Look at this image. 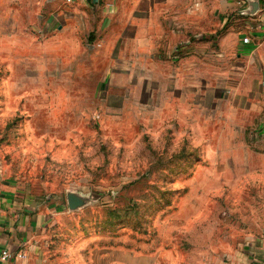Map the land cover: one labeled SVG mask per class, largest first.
Returning a JSON list of instances; mask_svg holds the SVG:
<instances>
[{
    "label": "rangeland",
    "instance_id": "374dc122",
    "mask_svg": "<svg viewBox=\"0 0 264 264\" xmlns=\"http://www.w3.org/2000/svg\"><path fill=\"white\" fill-rule=\"evenodd\" d=\"M51 2L0 0V165L56 207L42 263L225 264L264 233V171L163 121L162 58L126 79L50 53Z\"/></svg>",
    "mask_w": 264,
    "mask_h": 264
},
{
    "label": "crops",
    "instance_id": "0c3cea01",
    "mask_svg": "<svg viewBox=\"0 0 264 264\" xmlns=\"http://www.w3.org/2000/svg\"><path fill=\"white\" fill-rule=\"evenodd\" d=\"M62 4L51 2L50 53L63 51L71 62L104 55L109 72L126 79L162 58L163 121H187L195 145L233 154L226 155L231 168L264 171V0L243 6L236 0H76L75 8L61 10ZM2 169L0 252L9 247L26 257H0V264H43L38 240L56 207ZM225 264H264V233L247 236Z\"/></svg>",
    "mask_w": 264,
    "mask_h": 264
},
{
    "label": "built area",
    "instance_id": "2783aa9c",
    "mask_svg": "<svg viewBox=\"0 0 264 264\" xmlns=\"http://www.w3.org/2000/svg\"><path fill=\"white\" fill-rule=\"evenodd\" d=\"M66 3H74V1L76 0H64ZM97 1V0H96ZM248 2V0H237V3L241 6L245 5ZM251 41V37L249 35H245L243 37V42L248 43ZM14 256L19 257V258H24L26 257V253L25 252H17L15 254V252H13L9 247H5L1 250L0 252V257L3 260H7V259H11Z\"/></svg>",
    "mask_w": 264,
    "mask_h": 264
},
{
    "label": "water",
    "instance_id": "95a60500",
    "mask_svg": "<svg viewBox=\"0 0 264 264\" xmlns=\"http://www.w3.org/2000/svg\"><path fill=\"white\" fill-rule=\"evenodd\" d=\"M70 204H71V206H73L75 203H74V198L71 196L70 197Z\"/></svg>",
    "mask_w": 264,
    "mask_h": 264
}]
</instances>
